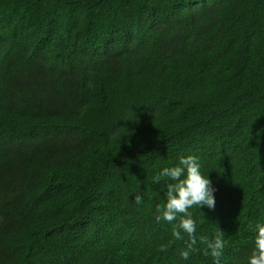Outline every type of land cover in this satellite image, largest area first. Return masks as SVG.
I'll return each mask as SVG.
<instances>
[{"label": "trees", "instance_id": "16d2710c", "mask_svg": "<svg viewBox=\"0 0 264 264\" xmlns=\"http://www.w3.org/2000/svg\"><path fill=\"white\" fill-rule=\"evenodd\" d=\"M189 155L216 206L185 260L155 177ZM257 224L264 0H0V264H215L221 231L248 264Z\"/></svg>", "mask_w": 264, "mask_h": 264}, {"label": "clouds", "instance_id": "9594fccd", "mask_svg": "<svg viewBox=\"0 0 264 264\" xmlns=\"http://www.w3.org/2000/svg\"><path fill=\"white\" fill-rule=\"evenodd\" d=\"M162 177L167 178L168 181L165 185L166 202L162 206H157L155 220L173 225L174 239L184 240L185 244L180 256L187 260L192 253L199 251L196 247L198 243L197 222L189 209L195 206L199 208L206 206L214 210L216 189L212 186V181L208 176L202 174L199 159L193 155L181 157L176 166L165 167L155 177V181L159 183ZM134 201L136 204H141L143 196L135 195ZM255 227L257 234L248 264H264V224H257ZM199 242L204 246L203 254L210 255L215 264H220L225 246L223 232L216 234L214 239L201 236ZM160 251H167L166 246L161 245Z\"/></svg>", "mask_w": 264, "mask_h": 264}]
</instances>
